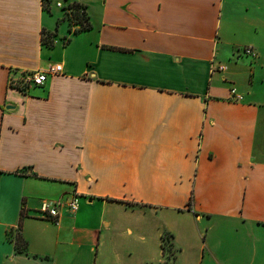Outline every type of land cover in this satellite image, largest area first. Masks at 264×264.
<instances>
[{
	"label": "crops",
	"instance_id": "1",
	"mask_svg": "<svg viewBox=\"0 0 264 264\" xmlns=\"http://www.w3.org/2000/svg\"><path fill=\"white\" fill-rule=\"evenodd\" d=\"M260 70L264 0H0V264H264Z\"/></svg>",
	"mask_w": 264,
	"mask_h": 264
},
{
	"label": "built area",
	"instance_id": "2",
	"mask_svg": "<svg viewBox=\"0 0 264 264\" xmlns=\"http://www.w3.org/2000/svg\"><path fill=\"white\" fill-rule=\"evenodd\" d=\"M57 7H62L61 3H58ZM245 53L251 55L253 52L251 48H246ZM61 72H62L61 65L50 66L46 70L36 71L27 74L22 84L18 81L11 80V85L20 87L21 85L25 84V85L40 87L44 85L48 75L59 74ZM231 95L234 99L241 100V96L237 95L234 89H231ZM65 208L71 213H75L77 211L78 209L77 195H75L69 201H63V200L42 201L39 211L43 218H51L54 221H57L60 216V210Z\"/></svg>",
	"mask_w": 264,
	"mask_h": 264
},
{
	"label": "trees",
	"instance_id": "3",
	"mask_svg": "<svg viewBox=\"0 0 264 264\" xmlns=\"http://www.w3.org/2000/svg\"><path fill=\"white\" fill-rule=\"evenodd\" d=\"M63 19L65 18L70 25L77 26L78 29L75 32L87 30L89 26L88 17L86 14V6L76 1L70 2L62 9ZM71 18H69V17ZM24 87V85H23ZM22 89V87H20ZM172 235L168 232L162 234V251L165 256L164 264H175V252L174 245L172 243ZM19 240L16 239L18 245Z\"/></svg>",
	"mask_w": 264,
	"mask_h": 264
},
{
	"label": "rangeland",
	"instance_id": "4",
	"mask_svg": "<svg viewBox=\"0 0 264 264\" xmlns=\"http://www.w3.org/2000/svg\"><path fill=\"white\" fill-rule=\"evenodd\" d=\"M69 18H71V17H69ZM226 63H229V62H226ZM262 73L263 72L261 70H260V72L257 73L256 81H255L254 87H253V91L255 93L254 97H256L257 100H260V102H261L260 104H262V107H259L260 114H264V76L261 77ZM257 122L259 123V126H264V117L260 116L258 118ZM258 252L264 253V237H263V242L258 246Z\"/></svg>",
	"mask_w": 264,
	"mask_h": 264
}]
</instances>
